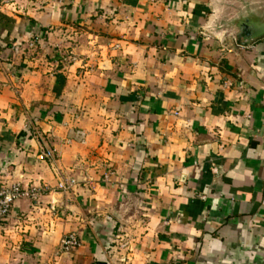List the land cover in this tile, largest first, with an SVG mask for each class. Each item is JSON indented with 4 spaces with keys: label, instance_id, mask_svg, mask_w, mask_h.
<instances>
[{
    "label": "crops",
    "instance_id": "obj_1",
    "mask_svg": "<svg viewBox=\"0 0 264 264\" xmlns=\"http://www.w3.org/2000/svg\"><path fill=\"white\" fill-rule=\"evenodd\" d=\"M0 82V264H264V0H0Z\"/></svg>",
    "mask_w": 264,
    "mask_h": 264
},
{
    "label": "built area",
    "instance_id": "obj_2",
    "mask_svg": "<svg viewBox=\"0 0 264 264\" xmlns=\"http://www.w3.org/2000/svg\"><path fill=\"white\" fill-rule=\"evenodd\" d=\"M40 42L39 37H35L28 43L29 49H35ZM13 54L18 55L20 53V47L16 46L12 48ZM4 83L0 82V88ZM53 152L47 151L45 157L52 159ZM75 180H64L58 183L55 188L57 191L67 193L72 191L75 186ZM53 190L47 187H25L21 183L1 184L0 185V220L5 219L12 211L13 206L20 200L30 199L38 200L41 195L52 192ZM51 209L56 211V207L51 205ZM128 246L127 243L121 244V249H125ZM79 247V239L75 234H69L61 240L59 246L60 253H67Z\"/></svg>",
    "mask_w": 264,
    "mask_h": 264
},
{
    "label": "water",
    "instance_id": "obj_3",
    "mask_svg": "<svg viewBox=\"0 0 264 264\" xmlns=\"http://www.w3.org/2000/svg\"><path fill=\"white\" fill-rule=\"evenodd\" d=\"M242 31H243V34L246 35V37L251 38V39L253 38L254 27L244 24L242 26Z\"/></svg>",
    "mask_w": 264,
    "mask_h": 264
},
{
    "label": "rangeland",
    "instance_id": "obj_4",
    "mask_svg": "<svg viewBox=\"0 0 264 264\" xmlns=\"http://www.w3.org/2000/svg\"><path fill=\"white\" fill-rule=\"evenodd\" d=\"M39 38H40V37H39ZM40 40H41V39H40ZM40 42H41V41H40ZM40 42H39V43H40Z\"/></svg>",
    "mask_w": 264,
    "mask_h": 264
}]
</instances>
